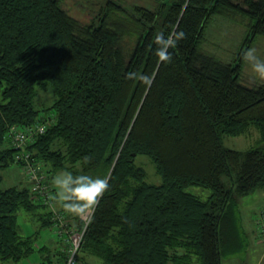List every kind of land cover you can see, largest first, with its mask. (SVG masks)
<instances>
[{"label": "trees", "instance_id": "trees-1", "mask_svg": "<svg viewBox=\"0 0 264 264\" xmlns=\"http://www.w3.org/2000/svg\"><path fill=\"white\" fill-rule=\"evenodd\" d=\"M64 1L0 0V170L16 164L26 176L29 155L54 195L61 170L109 175L80 264H223L239 254V200L264 188V84L242 77L243 53L264 37V0H157L153 8L107 0L87 23ZM229 15L247 21V33L227 63L203 46L214 20ZM180 31L170 61H160L155 35ZM252 129L256 147L223 145ZM145 155L157 184L138 163ZM3 180L0 173V256L20 262L38 250L40 264L62 263L61 240L57 250L37 249L36 237L18 229L19 211L35 207L47 209L41 227H55L52 209L29 186L4 189ZM58 204L81 230L82 219Z\"/></svg>", "mask_w": 264, "mask_h": 264}, {"label": "rangeland", "instance_id": "rangeland-1", "mask_svg": "<svg viewBox=\"0 0 264 264\" xmlns=\"http://www.w3.org/2000/svg\"><path fill=\"white\" fill-rule=\"evenodd\" d=\"M107 0H65L63 6L68 11L70 15L76 17L80 22H90L96 17L99 13L100 5H105L104 2ZM116 1V0H114ZM122 3L125 7H138L142 6L145 8H153L157 4V0H117ZM243 1V0H239ZM100 4V5H98ZM247 21H244L239 16L229 15L226 17H217L214 20V23L209 27L207 31V41L203 46V50L207 54H211L217 58H220L224 62L230 63L234 59L235 54L241 48L243 40L246 36ZM257 50V53L261 56H264V37L258 38L252 48ZM243 71V81L248 86H254L259 84H264V80H259L255 74L252 72L250 67L245 63ZM2 94V88L0 87V101ZM50 93L42 92L40 97L41 101H44L43 106L49 105L47 101L51 100ZM39 105V104H38ZM39 105V106H42ZM260 139V133L252 129L248 134L244 136H224L222 143L225 147L232 150H239L245 152L248 149L254 148L257 146V142ZM138 163L146 168L149 173L148 180L152 183H158L161 177L155 171V165L149 159L148 156H139L137 158ZM4 180L1 184V187L4 189L10 188L11 186H29L26 176H24L21 168L14 164L10 168L0 170ZM188 192H192L202 199H206L211 195V191L204 189L203 187L191 186L187 189ZM239 204L240 212L244 215V223L247 232L250 231V237L252 242H259V233L258 231V219L260 217V201L264 206V188H259L256 192L247 195L240 199ZM264 210V209H262ZM47 209L41 207H35L32 211L21 209L18 213V229L21 232L22 236H34L36 237L35 243L37 249L43 246L57 245L54 250H57L61 246L59 245L60 236L56 227H47L43 229L41 227L42 222L40 220V215L46 213ZM254 231V234H253ZM50 246V245H49ZM262 250V249H261ZM261 250L259 255L261 254ZM244 253L239 254V256L231 255L226 256L223 259V264H233L234 260L237 258H244ZM43 254L38 250L35 251L29 258L22 260L20 262H14L12 260L3 259L0 256V264H40L43 261ZM258 258L247 264H257Z\"/></svg>", "mask_w": 264, "mask_h": 264}, {"label": "clouds", "instance_id": "clouds-1", "mask_svg": "<svg viewBox=\"0 0 264 264\" xmlns=\"http://www.w3.org/2000/svg\"><path fill=\"white\" fill-rule=\"evenodd\" d=\"M184 35L183 31L168 36L162 32L155 35V42L158 45L156 55L160 61H170L172 54L169 48H174ZM243 60L259 80H264V56L259 55L253 47L243 53ZM132 75L135 74H130ZM141 78L149 79L147 76ZM84 159L87 160L88 157ZM109 178V175L94 176L87 173L75 174L68 169L61 170L53 178L56 187L55 200L66 212L83 217L94 209L109 189Z\"/></svg>", "mask_w": 264, "mask_h": 264}, {"label": "built area", "instance_id": "built-area-1", "mask_svg": "<svg viewBox=\"0 0 264 264\" xmlns=\"http://www.w3.org/2000/svg\"><path fill=\"white\" fill-rule=\"evenodd\" d=\"M40 131H43V126L40 128ZM16 141L18 143V147L20 148L24 143H26V136L20 135ZM23 159L27 162L24 168L28 178L29 187L31 188L33 195H35L44 206H47L54 212V220L57 221L55 227L60 236V240L66 247V258L60 264H80L79 257L81 246L83 244V238L87 231L86 229L91 222V217L96 209V205L87 215L83 217L79 216V218L83 221L81 230H77L69 226V220L67 219L66 214H63L56 208L58 202L55 200L53 187L48 183V175H46V173L43 172L39 166L29 164V155H26ZM257 222L259 243L264 244V212L260 214Z\"/></svg>", "mask_w": 264, "mask_h": 264}, {"label": "crops", "instance_id": "crops-1", "mask_svg": "<svg viewBox=\"0 0 264 264\" xmlns=\"http://www.w3.org/2000/svg\"><path fill=\"white\" fill-rule=\"evenodd\" d=\"M241 202V200H239ZM59 206V204H58ZM261 208H260V214L262 212H264V206H263V203L260 201V205H259ZM239 212H240V207H239ZM245 219H244V215L242 214L241 212V227H242V234L241 232H239L241 234V245L243 247V249L241 250V253H244V258L243 257H239L237 258V260H234V263L233 264H247L248 262L252 261L254 262L257 258V264H264V244H260L259 242L258 243H254L252 242V239L250 237V231L247 232L246 228H244L245 224L244 223ZM253 234H254V231H253ZM244 237V238H243ZM50 245V246H49ZM47 247H50L51 249H55V247L57 248V245H51L49 244ZM60 245V243H59ZM262 249V250H261ZM62 250H64V253H65V250H66V247L63 245L62 246ZM260 250H261V254L259 255L260 253ZM239 254H237L236 256H239Z\"/></svg>", "mask_w": 264, "mask_h": 264}]
</instances>
